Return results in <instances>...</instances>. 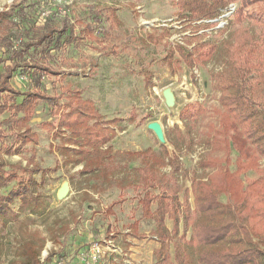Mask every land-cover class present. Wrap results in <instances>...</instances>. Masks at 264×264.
Segmentation results:
<instances>
[{
	"label": "rangeland",
	"instance_id": "374dc122",
	"mask_svg": "<svg viewBox=\"0 0 264 264\" xmlns=\"http://www.w3.org/2000/svg\"><path fill=\"white\" fill-rule=\"evenodd\" d=\"M17 1L29 4L35 0H0V11ZM176 2L53 0L54 4L70 8L72 21L80 19L87 23H91L92 9L102 10L106 5H113L123 25L111 29L102 16V27L111 33V39L102 47L86 41L79 48L70 47L64 53H57L58 62L54 66L61 67L59 72L64 80L51 82L56 78H47L43 89L50 95H59L62 88L69 85L80 90L84 99L95 102L105 120L120 118L121 121L114 127L115 138L105 146L111 152L103 166L96 172L83 173V164L76 163L78 156L64 150L69 143L67 136L56 137V130L42 125L55 119L47 103L39 104L30 122L39 135L38 144H29L20 155L4 156L7 170L22 165L39 167L40 172L34 174L38 186L34 195L29 196L30 202L22 206L17 199L12 207L18 216L7 222L0 220V264H27L31 256L28 247L40 252L42 264H85V251L91 242L102 241L112 234L120 252L116 254L105 249L101 264H155L160 249L154 236L156 225L143 218L139 199L146 190L154 194L168 190L177 192L182 202L188 197L192 210L195 209L191 180L206 179L213 172V169L199 168V161L225 156L216 142V130L212 128L219 127L217 110L221 108L220 96L213 90L212 74L221 70L225 62L219 55L207 66L192 70L176 55L170 68L166 61L168 48L182 45L191 51L196 45L210 41L220 46L221 53L227 41L240 35L264 36V24L246 15L241 21L237 20L241 0L231 3L237 7L233 16L219 23L208 21L213 19L182 20ZM46 12L39 13V21H43ZM81 28L77 26L78 30ZM149 36H154L158 42ZM111 49L117 54L109 55ZM0 72H3L2 65ZM148 73L153 75L151 87L146 85ZM16 78L27 82L25 75ZM196 103L203 110L191 118L189 132L180 115L185 106ZM8 116L4 114L2 120ZM153 122L162 126L164 143L149 128ZM169 131L178 141V148L169 142ZM148 150L166 161L176 156L180 172L174 173L170 165L157 166L151 171L149 183H145L144 173L137 170L143 167L142 161L132 160L129 153ZM237 156L233 150L232 170L236 169ZM259 164L264 172V161ZM17 173L23 181L28 180L29 173L22 170ZM257 176L256 171H248L242 178ZM65 184L69 192L66 197L59 198V191ZM18 186L19 181H14L9 187L1 188L0 193L7 195ZM221 200L226 202L227 198L221 196ZM152 208L156 209V205ZM166 222L173 229V221ZM183 231L181 224L180 233ZM191 233L189 230L188 238ZM170 252L174 257L173 247Z\"/></svg>",
	"mask_w": 264,
	"mask_h": 264
},
{
	"label": "trees",
	"instance_id": "16d2710c",
	"mask_svg": "<svg viewBox=\"0 0 264 264\" xmlns=\"http://www.w3.org/2000/svg\"><path fill=\"white\" fill-rule=\"evenodd\" d=\"M233 1L177 0L176 5L180 19L196 22L217 19L221 10ZM241 3L238 21L246 15L264 24V0H241ZM69 9L54 4L53 0H35L29 4L17 1L0 11L3 69L0 72V189L19 181V186L7 195L0 193V220L6 222L18 216L12 204L17 199L22 206L29 203V196L34 195L38 186L34 174L40 172L39 167L14 165L7 170L4 156L20 155L29 144H38L39 135L30 122L41 102L50 106L51 117L55 119L42 125L56 130V137L67 136L69 143L64 150L78 156L76 163L83 164V173L96 172L103 166L111 152L105 146L115 138L114 127L121 121L120 118L105 120L95 102L84 99L80 90L69 85L59 95H50L43 89L47 78H56L51 82L64 80L59 72L61 67L54 66L58 62L57 53H64L70 47L79 48L86 41L102 47L110 38L111 33L102 27V16L111 29L123 25L115 6L92 9L91 23L72 21ZM44 11L47 12L39 25V13ZM79 25L82 28L78 30ZM149 37L157 41L154 36ZM109 53L117 54L114 49ZM176 55L192 70L207 66L219 55L225 62L221 70L212 74L213 90L219 94L221 106L217 110L219 127L212 128L225 156L199 161V168L213 172L206 179L191 180L194 210L188 197L182 202L177 192L168 190L159 194L146 190L139 199L143 218L156 225L154 236L160 249L155 264H264V172L259 168L260 161H264V36L240 35L227 41L221 53L220 46L210 41L196 45L191 51L182 45L169 47L166 61L170 68ZM20 75H25L27 82L16 78ZM152 77L150 73L146 75L147 87H151ZM202 110L196 103L185 106L181 112L180 120L189 132L191 118ZM4 114L9 116L2 120ZM168 139L172 146L179 147L172 131ZM163 150L169 156L167 148ZM233 150L238 154L235 170L230 168ZM129 156L142 161L143 167L137 170L144 173L145 183H149L151 171L157 166L170 165L174 173L181 170L176 156L166 161L151 150ZM19 170L29 173L27 181L19 177ZM248 171H256L258 176L243 180L242 175ZM221 196L227 201L223 202ZM154 204L156 209L152 208ZM168 219L173 221V229L167 226ZM27 252L31 255L27 264H42L40 252L30 247Z\"/></svg>",
	"mask_w": 264,
	"mask_h": 264
},
{
	"label": "built area",
	"instance_id": "2783aa9c",
	"mask_svg": "<svg viewBox=\"0 0 264 264\" xmlns=\"http://www.w3.org/2000/svg\"><path fill=\"white\" fill-rule=\"evenodd\" d=\"M236 11L237 7L235 6V4H230L227 8L221 10V14L217 19L208 21H215L217 23L224 22L225 20L233 16ZM114 238L115 236L112 234L110 237H106L102 241H92L90 247L88 248V251H85V264H101L105 249L113 253L119 254L120 251L119 248L114 244Z\"/></svg>",
	"mask_w": 264,
	"mask_h": 264
},
{
	"label": "water",
	"instance_id": "95a60500",
	"mask_svg": "<svg viewBox=\"0 0 264 264\" xmlns=\"http://www.w3.org/2000/svg\"><path fill=\"white\" fill-rule=\"evenodd\" d=\"M149 128L157 135L158 139L164 143L165 138H164V131L162 126L158 122H153L149 124ZM69 192V186L65 184L59 191V198H64L67 196Z\"/></svg>",
	"mask_w": 264,
	"mask_h": 264
},
{
	"label": "crops",
	"instance_id": "0c3cea01",
	"mask_svg": "<svg viewBox=\"0 0 264 264\" xmlns=\"http://www.w3.org/2000/svg\"><path fill=\"white\" fill-rule=\"evenodd\" d=\"M108 6H113V5H108ZM118 15V14H117ZM167 223V222H166ZM167 226L169 227L168 223H167Z\"/></svg>",
	"mask_w": 264,
	"mask_h": 264
}]
</instances>
